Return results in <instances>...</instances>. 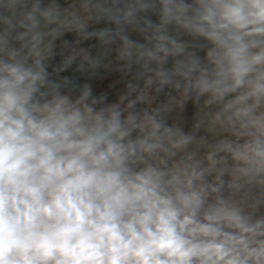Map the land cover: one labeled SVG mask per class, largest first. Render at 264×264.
Instances as JSON below:
<instances>
[{"label": "clouds", "instance_id": "clouds-1", "mask_svg": "<svg viewBox=\"0 0 264 264\" xmlns=\"http://www.w3.org/2000/svg\"><path fill=\"white\" fill-rule=\"evenodd\" d=\"M0 264H264V0H0Z\"/></svg>", "mask_w": 264, "mask_h": 264}, {"label": "rangeland", "instance_id": "rangeland-1", "mask_svg": "<svg viewBox=\"0 0 264 264\" xmlns=\"http://www.w3.org/2000/svg\"><path fill=\"white\" fill-rule=\"evenodd\" d=\"M109 83H111V80H109V81H104V82H102V83H100L99 85H98V91H103V90H107V87H108V84Z\"/></svg>", "mask_w": 264, "mask_h": 264}, {"label": "water", "instance_id": "water-1", "mask_svg": "<svg viewBox=\"0 0 264 264\" xmlns=\"http://www.w3.org/2000/svg\"><path fill=\"white\" fill-rule=\"evenodd\" d=\"M57 71L59 70L58 68L56 69ZM68 76H70L72 79H76L78 74L75 70H71L69 71V73H67Z\"/></svg>", "mask_w": 264, "mask_h": 264}, {"label": "trees", "instance_id": "trees-1", "mask_svg": "<svg viewBox=\"0 0 264 264\" xmlns=\"http://www.w3.org/2000/svg\"><path fill=\"white\" fill-rule=\"evenodd\" d=\"M189 111H191V108H189Z\"/></svg>", "mask_w": 264, "mask_h": 264}]
</instances>
